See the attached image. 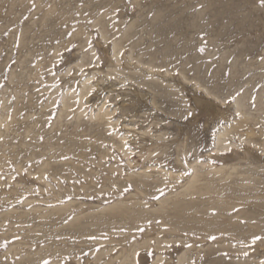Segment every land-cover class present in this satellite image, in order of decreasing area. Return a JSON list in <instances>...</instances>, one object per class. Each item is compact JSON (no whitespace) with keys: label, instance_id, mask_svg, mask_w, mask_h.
Returning a JSON list of instances; mask_svg holds the SVG:
<instances>
[{"label":"rangeland","instance_id":"rangeland-1","mask_svg":"<svg viewBox=\"0 0 264 264\" xmlns=\"http://www.w3.org/2000/svg\"><path fill=\"white\" fill-rule=\"evenodd\" d=\"M0 120V264H264V0H0Z\"/></svg>","mask_w":264,"mask_h":264},{"label":"bare ground","instance_id":"bare-ground-1","mask_svg":"<svg viewBox=\"0 0 264 264\" xmlns=\"http://www.w3.org/2000/svg\"><path fill=\"white\" fill-rule=\"evenodd\" d=\"M213 3V2H212ZM52 13V12H51ZM52 15V14H51ZM47 17H49V14H48V16ZM51 17V16H50ZM52 18H53V16H52ZM51 20V19H50ZM129 50V49H128ZM78 67H81L82 65H80V64H78L77 65ZM90 88V86H87L86 84H83V91L84 90H88ZM205 92H206V94L207 95H210V92H208L207 90H205ZM83 95V94H82ZM236 99H237V97H236ZM235 106H236V110H237V108H239V103L236 101L235 102ZM100 111V110H99ZM98 111V116L97 117H99L100 116V112ZM97 115V114H96ZM246 121V120H245ZM0 122H1V120H0ZM238 123V122H237ZM239 123H241L240 121H239ZM234 126V125H233ZM237 126H239L238 124H237ZM236 126V127H237ZM241 126V125H240ZM235 127V126H234ZM235 127V128H236ZM242 127V126H241ZM232 128V127H231ZM231 128H229V129H231ZM240 128V127H239ZM236 129H238V128H236ZM227 131H228V129H227ZM227 131H224L223 133H221L220 134V137H222L223 135H225L226 133H227ZM253 133V132H252ZM247 135V134H246ZM220 137L217 139V142L218 143H220L221 142V139H220ZM223 146V145H222ZM221 146V147H222ZM180 153V152H179ZM145 169H147V168H145ZM176 172V171H175ZM202 176V174H200V175H198V174H195L194 176H193V178H192V180L190 181V183H195L196 181H199V178ZM137 177L139 178V184L137 185V188L138 189H140L141 187L140 186H142V185H147L148 184V175L146 174V173H141V174H138L137 175ZM209 183V182H208ZM207 183V184H208ZM211 183V182H210ZM197 184V183H196ZM211 186H212V184H210ZM209 185V186H210ZM204 186H207L206 184L204 185ZM210 186V187H211ZM201 187V186H200ZM203 187V186H202ZM208 187V186H207ZM204 188H206V187H204ZM195 189V188H194ZM207 189V188H206ZM213 189V188H212ZM210 190V189H209ZM191 191V190H190ZM213 191V190H212ZM215 191V190H214ZM204 193H206V192H208L207 190L206 191H203ZM221 192V191H220ZM190 193V192H189ZM200 193V192H199ZM216 193V192H215ZM195 194V193H194ZM208 194V193H207ZM142 195V194H141ZM199 195H201V194H199ZM213 199H215V198H213ZM219 199V198H218ZM218 201V200H217ZM216 201V202H217ZM237 202V201H236ZM211 203V202H210ZM228 203V202H227ZM232 203V202H231ZM230 206L231 205H228V206H226V208L227 207H229L230 208ZM235 205H233V207H234ZM122 213H119V214H115L114 215V217H116V218H114V219H136L137 218V215H136V213L134 212V211H121ZM242 213V212H241ZM49 215H50V213H49ZM234 217H236V216H234ZM253 219V218H252ZM257 219V218H256ZM90 221V220H89ZM118 223V222H117ZM73 227V226H72ZM76 228V227H75ZM79 229V228H78ZM77 229V230H78ZM120 258H121V256H120Z\"/></svg>","mask_w":264,"mask_h":264},{"label":"snow or ice","instance_id":"snow-or-ice-1","mask_svg":"<svg viewBox=\"0 0 264 264\" xmlns=\"http://www.w3.org/2000/svg\"><path fill=\"white\" fill-rule=\"evenodd\" d=\"M256 239H259V237H257Z\"/></svg>","mask_w":264,"mask_h":264}]
</instances>
